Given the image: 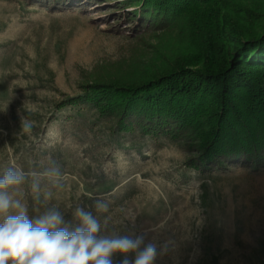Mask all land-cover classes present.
Wrapping results in <instances>:
<instances>
[{
  "label": "rangeland",
  "instance_id": "obj_1",
  "mask_svg": "<svg viewBox=\"0 0 264 264\" xmlns=\"http://www.w3.org/2000/svg\"><path fill=\"white\" fill-rule=\"evenodd\" d=\"M31 1L0 0V172L13 164L42 172L54 160L62 179L60 187L42 181L39 201L22 186L29 215L55 206L70 221L75 207L86 206L101 220L111 216L108 232L134 225L149 238L173 239L175 261L157 264H264V168L188 169L195 149L183 140H156L138 127L116 137L115 121L89 105L59 109L106 74L125 81L167 68L186 54L178 30H138L141 0H65L58 9ZM225 2L239 14L252 5ZM131 53L140 55L139 69L120 67ZM102 93L118 111L122 96ZM47 188L53 196L44 202ZM97 199L110 202L108 213L91 207Z\"/></svg>",
  "mask_w": 264,
  "mask_h": 264
},
{
  "label": "trees",
  "instance_id": "obj_2",
  "mask_svg": "<svg viewBox=\"0 0 264 264\" xmlns=\"http://www.w3.org/2000/svg\"><path fill=\"white\" fill-rule=\"evenodd\" d=\"M251 1L239 14L225 0H141L138 30H178L186 54L164 62L165 69L139 71L125 81L106 74L104 83L86 87L59 109L89 105L100 118L115 121L116 137L138 127L156 140H183L189 152L195 149L188 169H263L264 0ZM45 2L58 9L65 0ZM222 12L231 18L224 19ZM252 55L256 60L250 61ZM139 56L131 53L120 67L139 69ZM107 91L122 96L118 111L103 95ZM191 140L196 146H190Z\"/></svg>",
  "mask_w": 264,
  "mask_h": 264
},
{
  "label": "clouds",
  "instance_id": "obj_3",
  "mask_svg": "<svg viewBox=\"0 0 264 264\" xmlns=\"http://www.w3.org/2000/svg\"><path fill=\"white\" fill-rule=\"evenodd\" d=\"M23 130L30 132L31 124L24 122ZM61 179L54 160L42 172H26L15 164L0 172V264H113L116 256L119 264H157L165 257L175 261L173 239L149 238L134 225L125 234L108 232L111 216L101 220L86 206L75 207L70 221L55 206L30 216L22 186L29 184L39 201L42 181L60 187ZM52 196L50 188L44 189V202ZM109 203L97 199L91 207L108 213Z\"/></svg>",
  "mask_w": 264,
  "mask_h": 264
}]
</instances>
